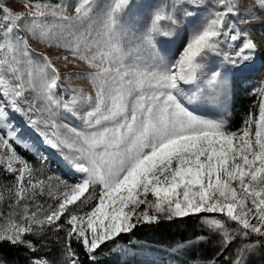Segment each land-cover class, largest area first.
I'll return each mask as SVG.
<instances>
[{"label":"snow or ice","instance_id":"obj_1","mask_svg":"<svg viewBox=\"0 0 264 264\" xmlns=\"http://www.w3.org/2000/svg\"><path fill=\"white\" fill-rule=\"evenodd\" d=\"M15 2L0 264H264V0ZM190 220L165 248L131 246Z\"/></svg>","mask_w":264,"mask_h":264},{"label":"trees","instance_id":"obj_2","mask_svg":"<svg viewBox=\"0 0 264 264\" xmlns=\"http://www.w3.org/2000/svg\"><path fill=\"white\" fill-rule=\"evenodd\" d=\"M244 102L247 103V100H245ZM49 174L51 175L52 173ZM85 195H87V193H85ZM194 223V221L190 220L188 221V227H185V225L183 224L175 225L164 223L161 224L159 227L141 229L137 231L135 237L132 238L131 246L133 248H136L141 245L153 249L165 248L168 245L179 241L182 236L188 235V233L191 231V226L194 225ZM130 259L138 261L139 257H131Z\"/></svg>","mask_w":264,"mask_h":264},{"label":"rangeland","instance_id":"obj_3","mask_svg":"<svg viewBox=\"0 0 264 264\" xmlns=\"http://www.w3.org/2000/svg\"><path fill=\"white\" fill-rule=\"evenodd\" d=\"M239 2L242 5V7H246L248 4L252 3L253 0H239ZM22 4H23V0H16L15 3H12L9 6L15 8V9H19V8L22 7ZM259 31L260 30L258 29L257 32H259ZM255 39L257 40V42H259V40L261 39V37L257 34L255 36ZM33 47L35 48V50L37 52H49L50 54L55 55V50H49V49L45 48L44 46H38L35 43L33 44ZM61 70L62 71L64 70L63 67H61ZM75 83L80 84L79 81H76ZM80 86H84V85L83 84H80ZM245 100H247V99H245Z\"/></svg>","mask_w":264,"mask_h":264}]
</instances>
